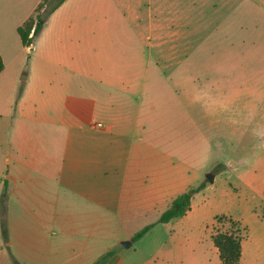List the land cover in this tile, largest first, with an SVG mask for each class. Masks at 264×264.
Returning a JSON list of instances; mask_svg holds the SVG:
<instances>
[{
    "label": "rangeland",
    "instance_id": "374dc122",
    "mask_svg": "<svg viewBox=\"0 0 264 264\" xmlns=\"http://www.w3.org/2000/svg\"><path fill=\"white\" fill-rule=\"evenodd\" d=\"M151 1L115 0L114 7L96 9L106 19L97 40L58 41L49 33L21 50V60L0 78V161L11 155L21 97L115 98L124 104L122 122L142 124L129 131L134 143L179 177L173 198L206 187L184 218L159 224V214L149 215L146 226L154 227L138 241L134 236L146 226L123 243L101 240V255L114 251L101 264H220L212 235L231 231V221L242 238L241 264H264V0ZM87 16L80 10V19ZM63 42L51 60L54 44ZM79 64L105 69L101 81L131 68L134 86H69L87 81L67 68ZM8 244L0 226V264H14Z\"/></svg>",
    "mask_w": 264,
    "mask_h": 264
},
{
    "label": "crops",
    "instance_id": "0c3cea01",
    "mask_svg": "<svg viewBox=\"0 0 264 264\" xmlns=\"http://www.w3.org/2000/svg\"><path fill=\"white\" fill-rule=\"evenodd\" d=\"M41 2L0 0L4 63L0 78L21 60V50L30 49L23 47L17 29ZM110 5L114 7L115 0H66L36 39L50 33L47 36L55 35L58 41L74 36L97 40L103 35L100 23L106 19L94 14ZM80 10L88 13L85 19L78 17ZM64 43L54 44L51 60L61 54L58 45ZM67 68L87 77L86 82L69 83L72 87L94 88L100 82L112 89L134 86L131 68L129 75L108 81H101L99 72L105 69L99 66ZM24 97L19 101L21 122L13 126L11 155L0 161V189L6 190L7 200L5 242L14 264H95L105 255L100 254L101 240L104 245L130 240L129 233L146 226L149 215H161L169 208L181 184L179 177L150 162L146 146L134 143L135 134L129 131L141 129L142 124L136 119L121 121L124 104L76 93L63 97L49 93L34 101ZM53 255L58 257L52 259Z\"/></svg>",
    "mask_w": 264,
    "mask_h": 264
},
{
    "label": "trees",
    "instance_id": "16d2710c",
    "mask_svg": "<svg viewBox=\"0 0 264 264\" xmlns=\"http://www.w3.org/2000/svg\"><path fill=\"white\" fill-rule=\"evenodd\" d=\"M66 0H42L37 6L34 14L21 26L18 27L17 33L21 39L23 47H30L35 39L39 36L43 30L49 17L65 2ZM4 70V63L0 55V74ZM205 184L202 183L195 188H190L186 192L180 194L170 204L169 208L164 211L157 223L168 224L172 221L184 218L191 210L192 200L195 195L199 194L205 189ZM1 233L5 241H8L7 231V208H6V190L2 195L1 200ZM154 224H150L140 230L133 238L136 242L143 238L146 234L151 232ZM212 241L217 249L220 264H241L242 257V238L238 223L231 221V231L221 232L215 231L212 235ZM114 255V251L106 253L95 264H101L103 261ZM15 264H18L17 262Z\"/></svg>",
    "mask_w": 264,
    "mask_h": 264
},
{
    "label": "water",
    "instance_id": "95a60500",
    "mask_svg": "<svg viewBox=\"0 0 264 264\" xmlns=\"http://www.w3.org/2000/svg\"><path fill=\"white\" fill-rule=\"evenodd\" d=\"M207 179H208V181H212V177H211L210 175L207 177ZM124 247L128 248V247H129V245H127V244H124Z\"/></svg>",
    "mask_w": 264,
    "mask_h": 264
},
{
    "label": "built area",
    "instance_id": "2783aa9c",
    "mask_svg": "<svg viewBox=\"0 0 264 264\" xmlns=\"http://www.w3.org/2000/svg\"><path fill=\"white\" fill-rule=\"evenodd\" d=\"M95 126H97V127H101V125H100V124H98V125H95Z\"/></svg>",
    "mask_w": 264,
    "mask_h": 264
}]
</instances>
